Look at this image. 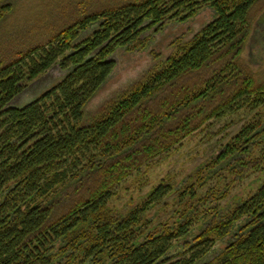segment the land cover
Returning a JSON list of instances; mask_svg holds the SVG:
<instances>
[{
	"label": "trees",
	"instance_id": "obj_1",
	"mask_svg": "<svg viewBox=\"0 0 264 264\" xmlns=\"http://www.w3.org/2000/svg\"><path fill=\"white\" fill-rule=\"evenodd\" d=\"M0 2L1 21L13 3ZM48 3L56 26L42 17L41 38L0 53V264H264V69L244 58L264 0ZM204 7L212 20L85 115L117 51L145 48ZM54 66L55 83L15 104ZM240 111L247 120L194 172L112 205L128 178L140 190L154 164ZM252 174L255 186L231 195Z\"/></svg>",
	"mask_w": 264,
	"mask_h": 264
},
{
	"label": "rangeland",
	"instance_id": "obj_2",
	"mask_svg": "<svg viewBox=\"0 0 264 264\" xmlns=\"http://www.w3.org/2000/svg\"><path fill=\"white\" fill-rule=\"evenodd\" d=\"M8 0H2V2ZM13 3L12 11L6 13L0 21V53L5 55L8 52L19 49L22 44L31 43L34 40L41 38V33L37 29L40 19L46 17L51 20L52 26H56L55 13L51 16L48 12V0H11ZM52 1V0H50ZM58 1V0H56ZM60 1V0H59ZM69 1V0H62ZM120 0H70L74 10L77 7L91 10L94 8L104 7ZM1 4V2H0ZM263 10L254 9V22ZM215 16L214 11L209 7H204L199 10L193 19L187 22H169L162 31L153 35L149 43L143 49H136L134 51L119 50L114 54L115 61L114 69L85 106V115L93 116L99 110L105 107L107 103L116 100L124 92L128 91L133 84L139 81L151 67L160 58L166 56L173 51V46L190 39L193 34L198 32L207 22L212 20ZM38 19V20H37ZM47 20V21H48ZM46 21L42 20V23ZM36 23V26L35 24ZM32 27H34L32 29ZM29 28L33 33L36 30L37 34L33 33L31 37H25V33ZM40 33V34H39ZM264 28L258 29V32L249 41L247 48L244 51V58L248 60L255 72L261 73L264 69ZM62 75L56 66L50 68L42 78L38 79L25 89L15 100V104H23L38 94H40L47 87L55 83ZM250 113L247 111H240L236 114L222 118L221 120L212 122L208 129L192 135L186 139L183 144L162 161L154 164L147 170L146 176L148 182L139 190L135 183H137L138 176H131L127 183L130 185L129 192H122L118 197L112 199V205L122 207L129 204V198L132 196L142 195L148 191L154 184L166 175H170L174 182H180L181 179L194 172L198 165L207 160L218 150L220 143L225 142L232 136L239 127L247 120ZM231 124L224 127L226 123ZM222 142V143H223ZM256 175H249L241 186H235L232 189V194L243 189L240 196H244L250 188L254 185H249L250 181ZM245 188V189H244ZM223 244H218L215 252H218Z\"/></svg>",
	"mask_w": 264,
	"mask_h": 264
},
{
	"label": "water",
	"instance_id": "obj_3",
	"mask_svg": "<svg viewBox=\"0 0 264 264\" xmlns=\"http://www.w3.org/2000/svg\"><path fill=\"white\" fill-rule=\"evenodd\" d=\"M253 33L251 35V38L254 37V35L258 32V29L263 27L264 28V10L261 12V14L258 16L257 20L254 24Z\"/></svg>",
	"mask_w": 264,
	"mask_h": 264
},
{
	"label": "flooded vegetation",
	"instance_id": "obj_4",
	"mask_svg": "<svg viewBox=\"0 0 264 264\" xmlns=\"http://www.w3.org/2000/svg\"><path fill=\"white\" fill-rule=\"evenodd\" d=\"M264 37V36H263Z\"/></svg>",
	"mask_w": 264,
	"mask_h": 264
}]
</instances>
